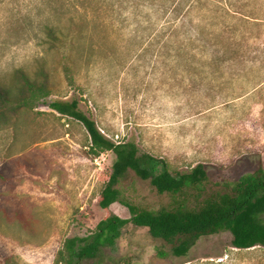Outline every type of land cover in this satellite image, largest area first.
<instances>
[{"label":"rangeland","instance_id":"rangeland-1","mask_svg":"<svg viewBox=\"0 0 264 264\" xmlns=\"http://www.w3.org/2000/svg\"><path fill=\"white\" fill-rule=\"evenodd\" d=\"M39 63L50 95L0 130V264H56L64 241L105 215L97 198L114 156L90 155L83 127L53 100L75 99L103 136L171 171L202 164L216 182L264 169V0H0V77ZM121 185L151 209L168 202L132 172ZM77 264H264V249H236L221 232L176 257L128 224Z\"/></svg>","mask_w":264,"mask_h":264},{"label":"trees","instance_id":"trees-1","mask_svg":"<svg viewBox=\"0 0 264 264\" xmlns=\"http://www.w3.org/2000/svg\"><path fill=\"white\" fill-rule=\"evenodd\" d=\"M47 32L56 38L52 28ZM198 36L194 32L192 41H197ZM64 70H70L66 63ZM50 92V78L43 63L38 64L32 75L16 68L7 77H0V130L16 128ZM48 107L83 127L90 155L107 151L114 156L97 198V205L105 215L87 235L66 239L56 264H77L100 258L105 248L114 247L128 224L145 228L150 238L161 246H168L176 257L185 256L200 237L221 232L230 233L231 246L236 249L256 246L264 249V169L261 165L234 181L210 182L202 164L184 173L171 171L164 160L141 152L133 141L113 142L106 138L75 99L53 100ZM128 172L148 181L152 190L166 196L168 202L156 209L139 203L121 185ZM114 203L124 207L129 217L120 218L112 213L109 207ZM157 253L163 255L160 248ZM5 264L16 263L6 260Z\"/></svg>","mask_w":264,"mask_h":264}]
</instances>
